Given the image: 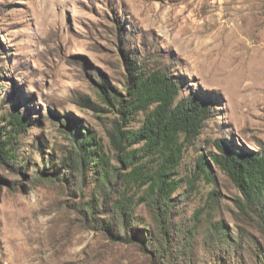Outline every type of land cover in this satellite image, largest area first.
Instances as JSON below:
<instances>
[{
    "label": "rangeland",
    "instance_id": "obj_1",
    "mask_svg": "<svg viewBox=\"0 0 264 264\" xmlns=\"http://www.w3.org/2000/svg\"><path fill=\"white\" fill-rule=\"evenodd\" d=\"M131 65L169 73L177 99L206 110L174 173L177 219L194 235L172 264H259L253 245L264 257L263 234L238 216L240 193L212 160L221 143L242 153L264 145V0H0V125L15 110L26 122L13 139L22 171L0 155V264H160L140 238L111 239L84 223L80 189L58 178L70 148L63 130L110 149L118 115L98 93L124 95ZM200 155L211 180L195 172ZM43 170L49 176L35 174ZM87 175L85 200L95 187L93 170ZM136 219L140 233H156L142 204ZM219 222L229 242L212 237Z\"/></svg>",
    "mask_w": 264,
    "mask_h": 264
},
{
    "label": "trees",
    "instance_id": "obj_2",
    "mask_svg": "<svg viewBox=\"0 0 264 264\" xmlns=\"http://www.w3.org/2000/svg\"><path fill=\"white\" fill-rule=\"evenodd\" d=\"M129 71L130 83L123 85L124 95L111 93L105 86L98 93L101 101L118 115L108 132L110 149L106 151L89 133L63 130L69 136L70 148L60 158L58 178L80 189V205L75 208L84 223L107 232L111 239L131 242L140 238L142 247L158 256L160 264H172V255L176 254L179 261L182 253L190 249L188 240L194 235L193 225L177 219L173 193L178 181L174 173L185 145L200 134L206 110L192 98L177 99V84L162 69L136 70L131 65ZM139 114H143L139 126L127 129L129 120H136ZM6 122L0 125V155L22 171L16 166L20 161L15 157L14 131L24 130L26 122L16 110ZM218 146L223 154H215L212 160L240 193L235 202L238 216L264 236V145L250 153L224 148L222 143ZM206 165L205 156L200 155L195 172L211 180ZM90 170L95 174V187L90 199L85 200L84 186ZM43 171L35 174L49 176L48 171ZM139 204L153 218L156 233L145 227L140 233L136 219ZM101 214L105 215L103 219ZM223 227L221 222L212 224V237L219 244L229 242ZM244 240L242 234L234 236L230 241L233 250L242 247ZM250 253L262 264L264 257L258 247L253 245Z\"/></svg>",
    "mask_w": 264,
    "mask_h": 264
}]
</instances>
